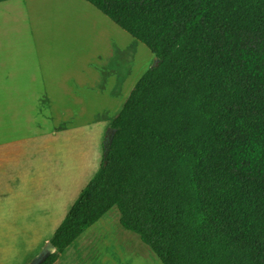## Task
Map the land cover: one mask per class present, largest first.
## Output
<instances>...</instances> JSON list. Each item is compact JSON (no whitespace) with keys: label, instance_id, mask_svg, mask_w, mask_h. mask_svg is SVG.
<instances>
[{"label":"trees","instance_id":"1","mask_svg":"<svg viewBox=\"0 0 264 264\" xmlns=\"http://www.w3.org/2000/svg\"><path fill=\"white\" fill-rule=\"evenodd\" d=\"M87 1L160 61L53 244L116 207L163 264H264V0Z\"/></svg>","mask_w":264,"mask_h":264},{"label":"rangeland","instance_id":"2","mask_svg":"<svg viewBox=\"0 0 264 264\" xmlns=\"http://www.w3.org/2000/svg\"><path fill=\"white\" fill-rule=\"evenodd\" d=\"M156 59L87 0L0 2V264L44 250ZM53 253V264H163L116 207Z\"/></svg>","mask_w":264,"mask_h":264},{"label":"water","instance_id":"3","mask_svg":"<svg viewBox=\"0 0 264 264\" xmlns=\"http://www.w3.org/2000/svg\"><path fill=\"white\" fill-rule=\"evenodd\" d=\"M159 61H160V59L157 57L156 62H155V65H153L152 67L158 65ZM113 130H114V132H115V129H113ZM114 132H113V134H114ZM112 136H113V135H112ZM106 151H107V150H106ZM105 154H106V152H105ZM56 249H57V248H56V246L53 244V242H52L51 240L48 241L47 244H46V246H45V248H44V250H43L39 255H37V256L32 260V262H31L30 264H42V263L46 260V258H47L51 253H53Z\"/></svg>","mask_w":264,"mask_h":264},{"label":"crops","instance_id":"4","mask_svg":"<svg viewBox=\"0 0 264 264\" xmlns=\"http://www.w3.org/2000/svg\"><path fill=\"white\" fill-rule=\"evenodd\" d=\"M18 141H19V140H18ZM3 145H5L3 142L0 143V147H3ZM7 155H8V153H7Z\"/></svg>","mask_w":264,"mask_h":264}]
</instances>
